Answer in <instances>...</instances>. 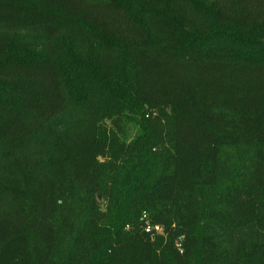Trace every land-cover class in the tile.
Returning a JSON list of instances; mask_svg holds the SVG:
<instances>
[{
	"label": "trees",
	"instance_id": "16d2710c",
	"mask_svg": "<svg viewBox=\"0 0 264 264\" xmlns=\"http://www.w3.org/2000/svg\"><path fill=\"white\" fill-rule=\"evenodd\" d=\"M0 264H264V0H0Z\"/></svg>",
	"mask_w": 264,
	"mask_h": 264
},
{
	"label": "rangeland",
	"instance_id": "374dc122",
	"mask_svg": "<svg viewBox=\"0 0 264 264\" xmlns=\"http://www.w3.org/2000/svg\"><path fill=\"white\" fill-rule=\"evenodd\" d=\"M20 34L22 40L30 44L32 49L37 50L43 46V41H40L38 36L27 33ZM83 109L80 99L69 93L64 110L45 123V135L42 138L68 129L81 116ZM104 122L109 129L111 139L117 144L131 142L142 132L139 116L135 110L130 108H121L118 114L106 118Z\"/></svg>",
	"mask_w": 264,
	"mask_h": 264
},
{
	"label": "built area",
	"instance_id": "2783aa9c",
	"mask_svg": "<svg viewBox=\"0 0 264 264\" xmlns=\"http://www.w3.org/2000/svg\"><path fill=\"white\" fill-rule=\"evenodd\" d=\"M144 230L150 234L161 232V227L156 224H146Z\"/></svg>",
	"mask_w": 264,
	"mask_h": 264
}]
</instances>
